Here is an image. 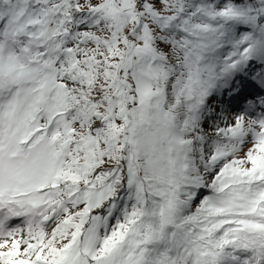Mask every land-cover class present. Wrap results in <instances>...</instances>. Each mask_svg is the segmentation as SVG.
I'll list each match as a JSON object with an SVG mask.
<instances>
[{
    "label": "snow or ice",
    "instance_id": "6c2138e0",
    "mask_svg": "<svg viewBox=\"0 0 264 264\" xmlns=\"http://www.w3.org/2000/svg\"><path fill=\"white\" fill-rule=\"evenodd\" d=\"M0 264H264V0H0Z\"/></svg>",
    "mask_w": 264,
    "mask_h": 264
},
{
    "label": "rangeland",
    "instance_id": "374dc122",
    "mask_svg": "<svg viewBox=\"0 0 264 264\" xmlns=\"http://www.w3.org/2000/svg\"><path fill=\"white\" fill-rule=\"evenodd\" d=\"M246 150V149H245Z\"/></svg>",
    "mask_w": 264,
    "mask_h": 264
}]
</instances>
